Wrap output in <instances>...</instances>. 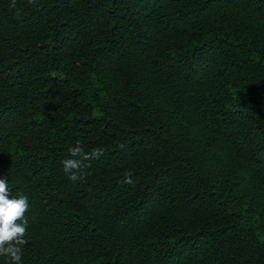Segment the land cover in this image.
Returning <instances> with one entry per match:
<instances>
[{
    "label": "trees",
    "instance_id": "16d2710c",
    "mask_svg": "<svg viewBox=\"0 0 264 264\" xmlns=\"http://www.w3.org/2000/svg\"><path fill=\"white\" fill-rule=\"evenodd\" d=\"M0 177L22 264H264V0H0Z\"/></svg>",
    "mask_w": 264,
    "mask_h": 264
},
{
    "label": "clouds",
    "instance_id": "9594fccd",
    "mask_svg": "<svg viewBox=\"0 0 264 264\" xmlns=\"http://www.w3.org/2000/svg\"><path fill=\"white\" fill-rule=\"evenodd\" d=\"M34 0H29V3ZM69 158L62 160V170L71 182L82 180L90 161L104 155L102 148L85 151L81 140L68 149ZM29 198L24 194L13 197L7 179L0 177V256L7 258V264H22V245L27 243Z\"/></svg>",
    "mask_w": 264,
    "mask_h": 264
}]
</instances>
